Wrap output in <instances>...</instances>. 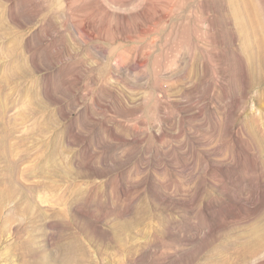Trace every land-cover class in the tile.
Instances as JSON below:
<instances>
[{
    "label": "rangeland",
    "instance_id": "374dc122",
    "mask_svg": "<svg viewBox=\"0 0 264 264\" xmlns=\"http://www.w3.org/2000/svg\"><path fill=\"white\" fill-rule=\"evenodd\" d=\"M261 221L264 0H0V264H264Z\"/></svg>",
    "mask_w": 264,
    "mask_h": 264
},
{
    "label": "bare ground",
    "instance_id": "6f19581e",
    "mask_svg": "<svg viewBox=\"0 0 264 264\" xmlns=\"http://www.w3.org/2000/svg\"><path fill=\"white\" fill-rule=\"evenodd\" d=\"M262 221H261V224H262ZM239 239H240V241H239ZM242 239H244V240H242ZM256 239H259V240H256ZM241 241L247 244L246 249H244V251H242L241 256L243 259L244 258H251L252 260H255V259L259 258V256H264V222L262 225L258 226L256 229L251 231L250 234L246 233V234H242L239 237H237L235 242L237 243V242H241ZM222 243H223V241L221 242V245H222ZM231 244L233 246L235 245L234 242ZM229 248L235 249V247H232V246H229ZM225 251H226L225 246H223L221 253L216 254L214 256V261L213 260L208 261L206 264H231L232 261H230L228 256L225 254ZM197 263H200V262H197Z\"/></svg>",
    "mask_w": 264,
    "mask_h": 264
}]
</instances>
